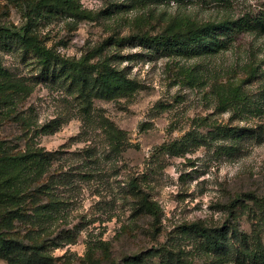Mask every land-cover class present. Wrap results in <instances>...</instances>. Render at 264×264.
Wrapping results in <instances>:
<instances>
[{
	"label": "rangeland",
	"instance_id": "rangeland-1",
	"mask_svg": "<svg viewBox=\"0 0 264 264\" xmlns=\"http://www.w3.org/2000/svg\"><path fill=\"white\" fill-rule=\"evenodd\" d=\"M263 13L0 0V264H264Z\"/></svg>",
	"mask_w": 264,
	"mask_h": 264
},
{
	"label": "trees",
	"instance_id": "trees-1",
	"mask_svg": "<svg viewBox=\"0 0 264 264\" xmlns=\"http://www.w3.org/2000/svg\"><path fill=\"white\" fill-rule=\"evenodd\" d=\"M228 29L230 27L227 25ZM231 28L234 32H260L264 33V13L263 16L260 17H254L253 19H240L234 23L231 24ZM172 41V43H177V40L174 39V37L171 35L169 36V42ZM163 41L159 42L158 44H162ZM172 43H170L172 45ZM190 44V43H189ZM184 46V45H183ZM0 78L2 79H9L10 75L7 71L3 70L0 66ZM35 155H32L28 157V160L32 163H34ZM23 160H26V157L23 158ZM2 188L5 191H12L14 188V183L12 180H6L2 184ZM8 198L6 193L0 192V201H3V198Z\"/></svg>",
	"mask_w": 264,
	"mask_h": 264
}]
</instances>
